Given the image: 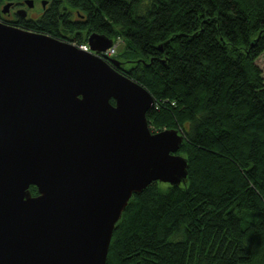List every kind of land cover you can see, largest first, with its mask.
<instances>
[{
  "label": "trees",
  "instance_id": "1",
  "mask_svg": "<svg viewBox=\"0 0 264 264\" xmlns=\"http://www.w3.org/2000/svg\"><path fill=\"white\" fill-rule=\"evenodd\" d=\"M19 20L0 22L124 42L115 70L153 95L151 131L184 136L187 182L132 196L107 264H264V0H54Z\"/></svg>",
  "mask_w": 264,
  "mask_h": 264
},
{
  "label": "water",
  "instance_id": "2",
  "mask_svg": "<svg viewBox=\"0 0 264 264\" xmlns=\"http://www.w3.org/2000/svg\"><path fill=\"white\" fill-rule=\"evenodd\" d=\"M87 43L0 22V264H107L132 196L187 182L184 136L150 131L153 95L100 55L114 40Z\"/></svg>",
  "mask_w": 264,
  "mask_h": 264
},
{
  "label": "flooded vegetation",
  "instance_id": "3",
  "mask_svg": "<svg viewBox=\"0 0 264 264\" xmlns=\"http://www.w3.org/2000/svg\"><path fill=\"white\" fill-rule=\"evenodd\" d=\"M10 3H12V6L10 7V9L8 10L7 13L3 12V8L6 4L2 6V8H1L2 13L0 14V17H1L0 19L3 22L15 24V23L20 21L19 19L22 18L19 15V11L24 10L27 12V17L23 18V19L37 20L42 16V14L44 13V11L46 9L50 8L53 5L54 0H33V7L32 8H29L25 4V0L18 1V2H10ZM38 4L41 5V9L38 7L39 6ZM43 4H45V7ZM33 11H35V13H37L36 17H34L35 13L31 14V12H33ZM117 68H119V67H117Z\"/></svg>",
  "mask_w": 264,
  "mask_h": 264
},
{
  "label": "rangeland",
  "instance_id": "4",
  "mask_svg": "<svg viewBox=\"0 0 264 264\" xmlns=\"http://www.w3.org/2000/svg\"><path fill=\"white\" fill-rule=\"evenodd\" d=\"M38 5H39L38 7L41 9V5L40 4H38ZM33 13H35V11L31 12V14H33ZM73 15H74L75 19H79V14L76 13L75 11L73 12ZM36 16H37V13L34 14V17H36ZM74 18L72 16L73 20H75ZM72 43H74V42H72ZM115 44H118L120 48L124 47V42H122V41L115 42ZM120 48H118V49H120ZM256 63L261 67V69L263 70V73H264V53L257 59ZM150 127L151 126L149 125V128ZM158 132L159 131H155L154 133H158Z\"/></svg>",
  "mask_w": 264,
  "mask_h": 264
},
{
  "label": "built area",
  "instance_id": "5",
  "mask_svg": "<svg viewBox=\"0 0 264 264\" xmlns=\"http://www.w3.org/2000/svg\"><path fill=\"white\" fill-rule=\"evenodd\" d=\"M118 44L113 45L111 48H109L106 52L105 55L108 57H115L117 55V49H118ZM81 49L85 51H89V46L87 44H82L79 46Z\"/></svg>",
  "mask_w": 264,
  "mask_h": 264
}]
</instances>
